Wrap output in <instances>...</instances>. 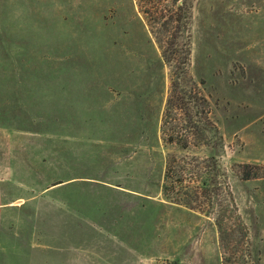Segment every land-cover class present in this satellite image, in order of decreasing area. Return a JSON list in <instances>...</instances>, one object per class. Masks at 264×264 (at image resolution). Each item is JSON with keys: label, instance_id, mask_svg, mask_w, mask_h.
Here are the masks:
<instances>
[{"label": "rangeland", "instance_id": "obj_1", "mask_svg": "<svg viewBox=\"0 0 264 264\" xmlns=\"http://www.w3.org/2000/svg\"><path fill=\"white\" fill-rule=\"evenodd\" d=\"M183 2L178 95L217 130L171 109L187 149L163 141L171 70L135 0H0V264L72 246L78 264H264V0ZM169 160L226 185L220 229L164 199Z\"/></svg>", "mask_w": 264, "mask_h": 264}, {"label": "trees", "instance_id": "obj_2", "mask_svg": "<svg viewBox=\"0 0 264 264\" xmlns=\"http://www.w3.org/2000/svg\"><path fill=\"white\" fill-rule=\"evenodd\" d=\"M135 2L139 13L146 19L150 33L158 41L163 61L171 70L170 98L163 116V141L167 145H176L183 149L197 147L199 143L190 142L189 137L181 136L175 129L164 130L168 125L167 120H170L169 111L175 109L183 112L187 119L184 129H181L185 134L190 135L189 130L217 132L207 119L208 113L205 110L199 112L197 106L199 99L195 96L194 90L190 93L182 91L183 97L178 95V90L182 88L181 83L187 75L190 51L187 44H177V38L183 32H188L189 8L183 0H135ZM189 108L196 109L195 120L189 116ZM204 166L202 167L205 169ZM197 169L195 162L167 161L162 195L168 203L202 216L210 217L215 214V224L220 229L223 214L229 211V207L235 211L229 191L222 182L215 187L211 180L202 181L197 175ZM248 178L250 174L245 176V179Z\"/></svg>", "mask_w": 264, "mask_h": 264}, {"label": "crops", "instance_id": "obj_3", "mask_svg": "<svg viewBox=\"0 0 264 264\" xmlns=\"http://www.w3.org/2000/svg\"><path fill=\"white\" fill-rule=\"evenodd\" d=\"M66 186H70V185H62V183H57L54 186H50L47 187L43 190V192L48 193L51 192L55 189L58 188H63ZM28 202V201H27ZM26 203H24L22 201V204L20 205L21 207L24 206ZM13 206L12 204H2L0 205V215L2 214V212H4L7 209H11V208H16V206ZM4 240L1 237V233H0V252L4 251ZM32 248V244L30 245V249ZM49 248V247H48ZM50 251H45V252H38L40 257H37V253L34 252H30L28 260L26 262V264H50L51 261H49L50 259H52V263L51 264H78L76 259V256L74 255V247L72 246L71 251H61L59 249L56 248V250H51ZM37 257V258H36ZM54 258V259H53ZM55 263H54V262Z\"/></svg>", "mask_w": 264, "mask_h": 264}]
</instances>
